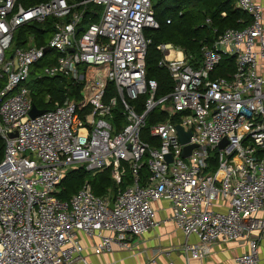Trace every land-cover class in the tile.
Instances as JSON below:
<instances>
[{
	"label": "built area",
	"instance_id": "built-area-1",
	"mask_svg": "<svg viewBox=\"0 0 264 264\" xmlns=\"http://www.w3.org/2000/svg\"><path fill=\"white\" fill-rule=\"evenodd\" d=\"M90 4L100 7L93 13L98 20L84 23ZM236 6L252 16L251 23L227 28L205 44L200 67L173 43L157 46L159 65L174 80L172 91L158 98V82L147 78L146 68L151 39L145 30L159 27L152 0H45L30 6L0 0V264H91L88 247L95 254L115 244L134 249L160 225V201L168 203L169 219L185 237L178 248L187 264H207L221 245L237 249L234 264H262L264 5L236 0ZM49 17L56 20L45 44L30 34L8 53L20 26ZM50 50V61L36 71ZM225 55L235 58V72L212 78ZM85 63L109 65L105 81H114L116 94L106 97L101 83L93 97L84 91L91 105L84 115L75 100L66 99L31 117L34 76L80 81ZM143 97L139 111L135 102ZM167 102L169 118L150 127L161 143L151 146L142 138L147 117ZM119 107L123 123L115 118ZM177 114L180 121H172ZM177 125L191 131L187 143ZM189 144L194 146L184 157ZM74 167L92 176L109 168L118 183L130 172L132 183L111 198L95 194L86 180L62 200L61 183Z\"/></svg>",
	"mask_w": 264,
	"mask_h": 264
},
{
	"label": "trees",
	"instance_id": "trees-1",
	"mask_svg": "<svg viewBox=\"0 0 264 264\" xmlns=\"http://www.w3.org/2000/svg\"><path fill=\"white\" fill-rule=\"evenodd\" d=\"M42 1L45 0H21L27 6ZM153 7L159 27L145 30V36L151 39L147 50L146 68L147 78L155 79L158 82L156 93L158 98L168 95L174 85V80L169 70L159 65L163 54L158 49V45L173 43L182 48L189 59V63L193 67L198 68L203 61L202 47L205 44L212 45L219 34L227 28L242 29L252 21V16L248 12L236 6V0H158ZM99 9L100 7L90 4L84 23L95 21L96 17L93 13ZM224 12L225 14H223ZM207 19H210L211 22L208 23ZM55 20L54 17H49L43 23L32 21L20 26L16 30L14 44L16 46L24 45L30 34L35 35L38 44H45L54 29L53 23ZM49 54H54V51L50 50ZM49 61L50 58L43 59L37 63L36 71H39ZM79 68L85 72L84 79L81 81H76L65 75L34 76L31 81V87L33 102L36 106L40 109L50 110L55 107L56 101L63 103L66 99H73L76 101L81 115L91 110V105L87 102V97L84 94V87L89 81L87 70L86 68ZM235 70V58L225 55L217 69L211 74V77L222 76L230 78ZM105 88L107 90L106 97L116 94V86L113 80L107 79ZM144 101L145 97L135 102L139 111L143 110ZM169 106V102L165 105H160L147 117L142 138L151 146L159 145L161 140L151 135L150 127L169 118L167 110ZM123 117L119 107L115 111V118L123 123ZM172 121H180L179 114L173 116ZM4 151L5 143L0 137V160L4 156ZM211 161L212 170H214L217 167L215 157H212ZM141 173L144 180H146L149 174L147 164L143 167ZM86 180L91 183L95 194L100 196L110 195L111 198H114L120 188L124 189L132 183V175L128 172L122 181L118 183L112 177L111 169L109 168L92 176L84 167H74L67 172L61 183L59 198L69 200L83 186Z\"/></svg>",
	"mask_w": 264,
	"mask_h": 264
},
{
	"label": "crops",
	"instance_id": "crops-1",
	"mask_svg": "<svg viewBox=\"0 0 264 264\" xmlns=\"http://www.w3.org/2000/svg\"><path fill=\"white\" fill-rule=\"evenodd\" d=\"M259 1L264 5V0ZM95 17L98 20V17ZM51 33L49 36H51ZM82 73L84 72L82 71ZM155 206L158 209L157 220L160 221V225L155 230L145 234L136 248H120L115 244L112 251L95 254L88 247L86 249L87 260L91 264H172V262L173 264H187L185 255L178 248V245L185 241V237L169 219L170 209L168 203L160 201ZM230 248H232V251ZM235 253H237V249L234 245L217 246V252L207 264H211L213 261L234 264L233 256ZM260 254L262 255V264H264V243L261 246ZM78 264L84 263L80 262ZM190 264H201V261L192 260Z\"/></svg>",
	"mask_w": 264,
	"mask_h": 264
},
{
	"label": "rangeland",
	"instance_id": "rangeland-1",
	"mask_svg": "<svg viewBox=\"0 0 264 264\" xmlns=\"http://www.w3.org/2000/svg\"><path fill=\"white\" fill-rule=\"evenodd\" d=\"M158 0H152L153 5L157 4ZM16 48V45H11L10 49L8 50V53L10 54L14 49ZM53 55V54H52ZM51 54H48L45 59L51 58ZM37 66V65H36ZM81 68H86L87 70V77L89 79L88 84L85 85L84 91L87 92L88 97H93L97 89L99 88L100 84H105V78L108 74V71L110 69L109 65H96L92 63H85L80 66ZM85 74V72H84ZM81 81V80H80ZM91 81H95L96 83H99L96 86H92L90 88H87V85L91 83ZM100 81V82H99ZM232 251V248H230ZM262 257V255L260 254Z\"/></svg>",
	"mask_w": 264,
	"mask_h": 264
},
{
	"label": "water",
	"instance_id": "water-1",
	"mask_svg": "<svg viewBox=\"0 0 264 264\" xmlns=\"http://www.w3.org/2000/svg\"><path fill=\"white\" fill-rule=\"evenodd\" d=\"M81 30H82V27H80L78 31L80 32ZM49 49H50V48L47 47V48L45 49V51H48ZM70 50L73 51L74 48H70ZM44 111H45L44 109H40V108H38V107L36 106V104L34 103V104H33V107H32V110H31V112H30V115H31V117H35V116H37V115L43 113ZM177 128H178L179 137H180L182 143H187V142L190 140L191 131H185L184 128H183L181 125H177ZM11 136H14V135L11 134ZM226 142H227V141H226V139L224 138V139L220 142L219 146H220L221 148H223V147L225 146ZM193 146H194V145H192V144L185 145V147H184V149H183V156H184V157H186V156H188V155L190 154L191 149L193 148ZM167 158H168V160H171V159H172V156H171V155H167ZM113 205H114V201L111 200V202H110V207L112 208Z\"/></svg>",
	"mask_w": 264,
	"mask_h": 264
}]
</instances>
